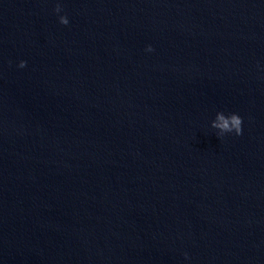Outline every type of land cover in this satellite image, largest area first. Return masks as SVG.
Here are the masks:
<instances>
[{
  "label": "water",
  "instance_id": "95a60500",
  "mask_svg": "<svg viewBox=\"0 0 264 264\" xmlns=\"http://www.w3.org/2000/svg\"><path fill=\"white\" fill-rule=\"evenodd\" d=\"M0 264H264V129L56 0H0Z\"/></svg>",
  "mask_w": 264,
  "mask_h": 264
},
{
  "label": "clouds",
  "instance_id": "9594fccd",
  "mask_svg": "<svg viewBox=\"0 0 264 264\" xmlns=\"http://www.w3.org/2000/svg\"><path fill=\"white\" fill-rule=\"evenodd\" d=\"M59 23L61 25L67 26L69 23V20L67 17L62 16L60 17ZM146 52H152L153 49L149 45L146 49ZM26 66L24 61H20V63L17 65L18 68L23 69ZM210 128L216 129L219 132L227 133V136L235 135L240 136L242 134V118L236 114V113H229L228 120L225 122L222 117L218 116V121L213 122L209 125ZM185 260L188 259L187 255H185Z\"/></svg>",
  "mask_w": 264,
  "mask_h": 264
}]
</instances>
